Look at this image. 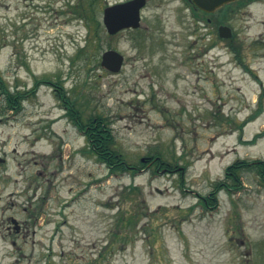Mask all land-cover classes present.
Segmentation results:
<instances>
[{"label":"rangeland","instance_id":"1","mask_svg":"<svg viewBox=\"0 0 264 264\" xmlns=\"http://www.w3.org/2000/svg\"><path fill=\"white\" fill-rule=\"evenodd\" d=\"M69 1L78 2L0 0L3 84L26 92L37 80L61 79L85 116L107 118L130 164L140 167L158 152L179 171L156 172L153 163L137 174H111L66 116L55 87L41 84L17 115L5 109L0 88V264H264V178L257 171L241 174L239 192L222 189L217 210L201 203L234 162L264 161V136L253 142L264 133V99L259 116L240 129L259 108L264 88L253 73L264 85V59L244 56L250 74L224 57L230 78L220 98L215 85L189 71L194 16L186 0H148L140 29L115 36L104 29L91 58L76 59L88 29ZM126 1L98 0L102 26L104 9ZM107 50L124 56L120 73L102 68ZM41 208L36 235L15 250L1 235L3 221H23ZM138 211L137 226L119 228V214Z\"/></svg>","mask_w":264,"mask_h":264},{"label":"trees","instance_id":"2","mask_svg":"<svg viewBox=\"0 0 264 264\" xmlns=\"http://www.w3.org/2000/svg\"><path fill=\"white\" fill-rule=\"evenodd\" d=\"M186 1L188 2V0ZM97 5L98 0H78V2L73 5H71L69 1L71 13L74 15L73 18L79 19L85 23V26L88 29V38L86 39L87 44L78 49L75 57L76 59L81 58L88 61L91 58L90 46H92L93 43L100 45L99 42L101 41V34L104 31V28L96 15ZM0 80V88L2 94L5 96V109L16 115L23 110L24 101L37 95L41 84L48 83L55 87V94L61 101V106L66 110V116L78 131L87 137L90 146V153H92L100 163L105 164L111 174L118 175L129 172L136 174L138 168L148 167L151 163L155 164L156 172L167 169H169L171 173L179 171L178 166H173L165 161L162 158V154L158 152L149 155V157H145V161L141 160L140 167L138 165L130 164L124 154L117 149L116 139L107 118L101 114L95 113L90 116H85L84 110L78 107V98H71L70 92L65 89L61 79L54 81L47 77L43 80H37L34 87L26 92H10L8 87L3 84L1 78ZM262 110L263 103L260 101L258 110L240 125V129H243L249 121L256 119ZM263 136L264 133L257 135L253 142ZM250 170L257 171V173L264 178V161L256 160L248 162L246 160H238L227 167L225 170V181L217 182L213 191L209 195L202 197L201 203L204 208L208 211H215L219 208V194L222 189H227L233 193H237L243 189L244 185L241 174L244 171ZM139 215H141L139 211L129 217H126V214H119V216H121L119 228L123 226V224H126V227L128 228L137 226L139 223ZM127 235L128 234L125 233L123 237L118 238L122 243H126L128 239Z\"/></svg>","mask_w":264,"mask_h":264},{"label":"flooded vegetation","instance_id":"3","mask_svg":"<svg viewBox=\"0 0 264 264\" xmlns=\"http://www.w3.org/2000/svg\"><path fill=\"white\" fill-rule=\"evenodd\" d=\"M190 8L194 19L190 54L186 58V62L190 64L189 71L197 73L198 81L215 85L222 98V89L230 78L225 69L224 57L232 55L234 63L243 72L250 74L252 70L244 64V56L252 57L258 64L264 59V0H238L212 12H203L194 5H190ZM253 74L262 90L264 85L260 75ZM200 92L203 93V89ZM204 96L207 97V94L204 93ZM263 99L264 91H260L258 104L260 101L263 103ZM5 163L6 159L0 157V170ZM25 212H28L27 208ZM38 213L40 215L37 218ZM42 213L43 208L23 221L9 216L6 220L8 225L3 221L4 232L1 235L10 239L15 250H20L21 239L29 237L34 226L43 218ZM31 235H36L35 230ZM19 261L20 258L17 259Z\"/></svg>","mask_w":264,"mask_h":264},{"label":"water","instance_id":"4","mask_svg":"<svg viewBox=\"0 0 264 264\" xmlns=\"http://www.w3.org/2000/svg\"><path fill=\"white\" fill-rule=\"evenodd\" d=\"M203 12H212L238 0H190ZM147 0H130L108 6L104 9L102 23L111 36L128 29H139L142 23L141 12ZM124 56L116 50H107L102 54L101 65L104 69L119 73L124 66ZM17 223V221H15Z\"/></svg>","mask_w":264,"mask_h":264}]
</instances>
